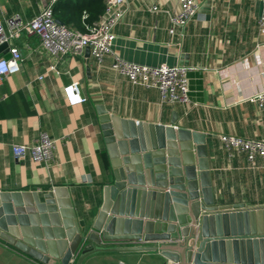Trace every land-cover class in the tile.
Here are the masks:
<instances>
[{
	"label": "crops",
	"instance_id": "0c3cea01",
	"mask_svg": "<svg viewBox=\"0 0 264 264\" xmlns=\"http://www.w3.org/2000/svg\"><path fill=\"white\" fill-rule=\"evenodd\" d=\"M49 5L60 25L86 33L102 19L106 0H0V23L14 15L31 20ZM124 9L114 51L143 66L188 68L191 103H161L157 89L134 86L113 71L112 57L99 64L86 50L61 58L50 70L39 38L23 33L13 41L23 57L21 71L0 80V190L68 186L79 219L95 217L113 179L96 110L103 105L116 116L150 124L171 125L177 116L180 127L207 134L216 202L264 206V160L252 165L245 155L231 157L220 140H264V101H252L264 92L262 1L199 0L195 18L174 34L171 19L180 11L179 0H125ZM9 56L8 49L0 58ZM73 83L83 102L70 105L64 89ZM42 133L56 141L49 173L30 158L16 160L12 152L14 145L35 144ZM163 263L156 253H114L84 264ZM0 264L37 263L0 243Z\"/></svg>",
	"mask_w": 264,
	"mask_h": 264
},
{
	"label": "water",
	"instance_id": "95a60500",
	"mask_svg": "<svg viewBox=\"0 0 264 264\" xmlns=\"http://www.w3.org/2000/svg\"><path fill=\"white\" fill-rule=\"evenodd\" d=\"M8 49L1 45L0 56ZM96 110L113 170L98 214L80 220L68 186L0 190L1 244L37 264L114 253H156L163 264H264V206L216 202L207 134L180 127L177 116L162 125ZM141 240L151 245L109 247Z\"/></svg>",
	"mask_w": 264,
	"mask_h": 264
},
{
	"label": "built area",
	"instance_id": "2783aa9c",
	"mask_svg": "<svg viewBox=\"0 0 264 264\" xmlns=\"http://www.w3.org/2000/svg\"><path fill=\"white\" fill-rule=\"evenodd\" d=\"M262 12L258 20L260 35L264 36V0ZM180 11L171 19L174 34L176 28L184 29L199 11V0H179ZM125 0H106V9L102 19L97 25L87 28L86 33L69 29L60 25L56 19L53 6L44 7L40 13L31 20H25L20 15H14L6 20L5 25L0 23V46H9L10 56L0 58V80L21 71L22 54L13 44L15 39L23 33L36 35L40 45L49 58V69L55 70L58 61L66 56H79L89 48L94 59L103 63L105 58L114 59L112 69L117 74L126 77L134 86L154 88L160 93L161 103L166 105H189V73L185 67H148L128 62L122 59L113 49L115 29L123 21L126 11ZM157 11V8H154ZM42 79V77H40ZM70 105L80 104L83 99L80 95V86L73 83L64 89ZM252 101H264V92L258 94ZM220 140L224 149L232 157L245 155L248 161L255 165L258 159L264 160V140L245 139L235 136H221ZM56 141L47 133L40 134L35 144L12 146L13 156L22 161L30 158L34 163L44 167L47 173L55 162ZM52 182V179H50ZM87 241V239H86ZM86 241L84 243H86ZM84 243L73 257L77 259ZM151 243L145 241H125L109 245V247H144ZM74 264V263H73Z\"/></svg>",
	"mask_w": 264,
	"mask_h": 264
},
{
	"label": "rangeland",
	"instance_id": "374dc122",
	"mask_svg": "<svg viewBox=\"0 0 264 264\" xmlns=\"http://www.w3.org/2000/svg\"><path fill=\"white\" fill-rule=\"evenodd\" d=\"M156 258H157V257H156ZM156 258H155V256H153V258H152L151 260H155ZM159 260L163 262V259H160V258H159ZM151 262L154 263V261H151Z\"/></svg>",
	"mask_w": 264,
	"mask_h": 264
}]
</instances>
